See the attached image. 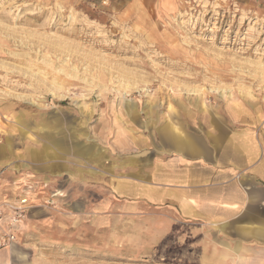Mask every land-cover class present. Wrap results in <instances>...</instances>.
<instances>
[{
    "label": "rangeland",
    "instance_id": "rangeland-1",
    "mask_svg": "<svg viewBox=\"0 0 264 264\" xmlns=\"http://www.w3.org/2000/svg\"><path fill=\"white\" fill-rule=\"evenodd\" d=\"M198 124L264 130V0H0V264H198L152 192Z\"/></svg>",
    "mask_w": 264,
    "mask_h": 264
},
{
    "label": "crops",
    "instance_id": "crops-1",
    "mask_svg": "<svg viewBox=\"0 0 264 264\" xmlns=\"http://www.w3.org/2000/svg\"><path fill=\"white\" fill-rule=\"evenodd\" d=\"M199 128L168 130L172 158L152 161V192L180 217L181 248L196 263L264 264V130ZM7 152L0 146V167L11 162Z\"/></svg>",
    "mask_w": 264,
    "mask_h": 264
},
{
    "label": "built area",
    "instance_id": "built-area-1",
    "mask_svg": "<svg viewBox=\"0 0 264 264\" xmlns=\"http://www.w3.org/2000/svg\"><path fill=\"white\" fill-rule=\"evenodd\" d=\"M46 203L50 204L49 201ZM29 208L27 194L18 200L6 198L0 202V247L8 246L17 239L13 229L23 223Z\"/></svg>",
    "mask_w": 264,
    "mask_h": 264
},
{
    "label": "bare ground",
    "instance_id": "bare-ground-1",
    "mask_svg": "<svg viewBox=\"0 0 264 264\" xmlns=\"http://www.w3.org/2000/svg\"><path fill=\"white\" fill-rule=\"evenodd\" d=\"M10 164V163H9Z\"/></svg>",
    "mask_w": 264,
    "mask_h": 264
}]
</instances>
